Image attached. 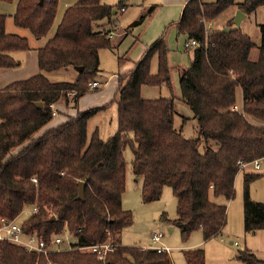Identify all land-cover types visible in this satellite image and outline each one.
Masks as SVG:
<instances>
[{"label":"trees","instance_id":"1","mask_svg":"<svg viewBox=\"0 0 264 264\" xmlns=\"http://www.w3.org/2000/svg\"><path fill=\"white\" fill-rule=\"evenodd\" d=\"M59 1L17 0L13 22L41 39L53 25ZM232 6L249 16L264 8V0H187L172 24L187 40L184 51L190 63L178 70V98L192 113L196 137L187 138L174 126L177 98L141 97L142 86L171 88L169 49L161 36L131 71L118 77L117 131L105 140L96 130L88 138L87 124L106 106L77 110L61 124L44 129L56 114L55 105L75 106L80 97L98 90L89 83L100 73L99 51L117 48L108 30L93 27L113 19L115 6L101 0H77L65 9L54 34L37 48L38 72L0 88V227L27 210L19 223L24 235L36 234L49 241L67 233L72 246L35 254L1 240L0 264H173L168 252L118 241V234L132 222L131 212L122 206L123 152L128 145L132 173L142 178V201L159 200L164 186L171 188L176 199V217L168 219L163 212L162 222L177 227L183 240L198 230L203 240L222 232L226 205L212 199L233 198L240 163L264 159V23L259 26L255 60L250 52L256 44L232 19L221 28L205 27ZM154 10L155 6L150 7L131 26ZM5 20L0 13V69H16L21 63L13 53L29 51L30 46L26 37L6 32ZM154 57L157 69L151 73ZM76 67L83 70L76 71L73 81L49 79L52 73ZM237 89L241 107L234 109ZM261 176L243 174L246 234L264 229V204L249 197L250 184ZM79 182L84 183L82 200L77 199ZM104 243L113 246L103 259L79 249ZM182 254L185 264H206L201 247ZM236 258L244 264H264L248 249L239 251Z\"/></svg>","mask_w":264,"mask_h":264},{"label":"rangeland","instance_id":"2","mask_svg":"<svg viewBox=\"0 0 264 264\" xmlns=\"http://www.w3.org/2000/svg\"><path fill=\"white\" fill-rule=\"evenodd\" d=\"M70 0H60L56 12V16L53 25L46 35L51 37L56 27L58 26L63 12L70 6ZM147 0H126L127 10L125 13H121L120 16H116V23L122 29L127 27V21L130 20L133 13L145 4ZM206 2H213L215 0H204ZM243 0H235L236 3H240ZM17 0H12L11 3H5L0 1V13L6 15L5 30L8 33L18 34L26 37L32 42H38L39 39L34 38L26 28L18 27L14 24L12 15L15 10ZM117 0H112L111 4H116ZM237 9L234 6L229 7L224 11L218 18L210 21L211 28H221L232 19L234 20ZM153 14V13H152ZM151 14V15H152ZM150 16V15H149ZM94 24V30L102 28L100 23ZM264 23V8L259 7L254 13L246 16L240 23V29L246 33L256 46L250 52V58L255 60L258 55V46L260 44V29L259 26ZM107 29V28H106ZM45 36V37H46ZM177 39V41L175 40ZM111 39V38H110ZM29 46L30 45V41ZM112 42L116 43L114 39ZM185 38L174 37V44L171 45L168 55V61L171 65V88L166 85L161 87L155 86H142L141 97L146 99H156L158 97H170L173 96L175 99V108L177 113L174 116V126L177 129H181L183 135L187 138L196 137V124L195 120H192V113L190 109L179 100L180 88L178 84V70L187 68L190 63V57L187 52L184 51L183 45L186 43ZM120 46V45H119ZM31 49V48H30ZM31 51V52H30ZM128 51L127 55L130 60L134 61L135 51L130 46L125 49L124 46H120L115 50L101 49L99 52V68L100 73L96 78L99 81L107 79V83L98 87L95 92H89L82 97L78 102L79 110H86L93 107L106 106L104 109L99 110L93 117L90 118L87 124V135L88 138L93 133V130L97 131L101 139L105 140L113 136L117 129V80L113 77L114 73L120 71V66L117 65V57H122L123 54ZM30 59L32 50L26 51ZM25 52H23L24 54ZM139 53V49H138ZM22 67L25 64V58L20 60ZM31 64V63H30ZM29 64V66H30ZM157 69L156 57L151 61L150 71L155 73ZM72 68L69 70H60L54 74L49 75L51 81H73L75 79V72ZM74 78V79H73ZM100 83V82H99ZM237 107H241V90L236 91ZM108 105H107V104ZM62 116L66 117L69 113L73 112L68 109L62 102ZM105 104V105H103ZM65 109H64V108ZM186 117L185 120H183ZM132 138L133 135L130 134ZM200 152H203L202 146H199ZM124 159L126 162V178L125 184L126 189L122 196V206L131 212V224L124 228L118 234V241L122 245L127 246H146L150 243V235L152 232H160L162 238L157 243L158 246L169 250L168 253L173 264H185L184 257L182 254L183 250L201 247L203 249L206 259V264H244L236 258L239 251L248 249L253 252L258 258L264 260V229L256 230L252 233L246 234L244 231V214H243V174L244 173H259L262 176L250 184L249 197L252 201L260 202L264 204V159L259 160V167L256 169L254 165H246L238 171L234 181V196L229 201H226L222 197L212 199L215 202H219L226 205V225L222 232L218 236L211 237L210 239L203 240L202 233L200 230L194 231L186 240H183L180 235V230L174 225L166 222H162L159 218L160 214L165 212L168 219H174L176 217V199L172 194V190L168 186H164L162 194L159 200L144 203L141 199V186L142 178L134 176L131 168L132 161V149L131 146H126L123 152ZM249 164V163H248ZM28 211L25 210L16 219L17 223H20L26 216ZM68 236L67 233H62L61 238L63 240ZM70 240H72L70 238ZM66 248V245L61 246Z\"/></svg>","mask_w":264,"mask_h":264},{"label":"crops","instance_id":"3","mask_svg":"<svg viewBox=\"0 0 264 264\" xmlns=\"http://www.w3.org/2000/svg\"><path fill=\"white\" fill-rule=\"evenodd\" d=\"M77 0H70L69 2L74 4ZM187 0H147L145 4H142L141 7L138 10H136L130 20L127 21V27L124 29L120 28L118 24L116 23L117 19H115L116 16H120L121 13H125L127 10L126 0H117L116 4H111L112 0H101V3L109 5V6H115L117 9L114 11L113 15L114 18L111 20H103L100 25L102 28H99L98 30H108L109 33L112 34L111 39H114L116 41V44L118 47L124 46L125 49L128 47H132L135 51L134 61L128 62L130 60L128 58V51H126L123 56L122 60H119L117 57V65L120 66V71L117 73H114L113 77L117 80L119 76L128 73L131 71L136 63L140 60L142 54L144 53L145 49L153 43L155 40H157L159 37L163 36L164 42L167 46V48L170 50L171 45L174 43V37L179 36L181 38L186 37L184 35H179L176 33L175 28L172 26L173 23H175L184 7V4ZM152 6H155V10L152 15L146 16L142 22L135 26H131V24L138 20L142 15L146 14L148 9ZM68 7V6H67ZM124 8V10H122ZM107 28V29H106ZM49 37H43L39 39L38 42H32L30 41V47L34 53H31V57L29 59L28 53L23 52H16L13 53L14 58L21 60L24 56L25 58V64L16 69H0V88L5 86L6 84L16 81V80H22L26 79L38 72V66H37V48L43 46L45 42L47 41ZM177 41V39L175 38ZM120 45V46H119ZM185 45V43H184ZM183 45V48H184ZM139 49V53H138ZM31 52V51H30ZM100 52V51H99ZM31 63V64H30ZM30 64V66H29ZM100 66V65H99ZM69 70V69H64ZM74 70V69H73ZM60 71V70H59ZM58 72V71H57ZM74 77L76 78L77 73L76 70ZM101 72V71H100ZM54 74V73H52ZM74 79V78H73ZM97 82L103 83L105 85L107 83V79L104 81H99L98 78H96ZM87 94V93H86ZM85 94V95H86ZM84 97V95L82 96ZM80 97L74 106L73 104H68V109L73 111L69 113L67 116L74 115L77 110H79L78 102L82 98ZM70 98V96H69ZM107 104V103H106ZM105 105V104H103ZM108 105V104H107ZM64 108V107H63ZM54 109L56 113L62 114V105L59 103L54 106ZM65 109V108H64ZM61 114H55L54 118L44 129H48L51 127H55L62 122L65 121L66 117L62 116ZM88 127V126H87ZM117 129V124H116ZM94 132V130H93ZM264 232V231H263ZM151 237V235H150ZM151 241V238H150ZM121 244V242H120ZM150 245V243L148 244ZM147 245V246H148ZM143 248H146V246H142Z\"/></svg>","mask_w":264,"mask_h":264},{"label":"built area","instance_id":"4","mask_svg":"<svg viewBox=\"0 0 264 264\" xmlns=\"http://www.w3.org/2000/svg\"><path fill=\"white\" fill-rule=\"evenodd\" d=\"M124 10V8H122ZM205 27L207 30L211 28L210 22L205 23ZM112 34L109 33L108 37L111 38ZM188 44L195 45V41H190ZM101 83L97 81H92L89 83L90 88L99 87ZM234 109H237V106L234 107ZM258 160H255L251 163H240V168L246 166V165H254V168H258ZM151 244L148 245L146 248L155 249L157 252H168L169 250L164 249L157 245L159 241L162 238V234L160 232H152L151 233ZM5 240L8 242H11L15 245L21 246L24 248V250L28 252H32L35 254H46L50 250L55 251H62L65 249H70L72 246V242L70 240V235L66 237L65 240L61 238V235H57L55 237H52L49 241H46L42 237L31 234V235H24L21 231L20 224L16 221L12 222H2V225L0 227V241ZM66 245V248H62L61 246ZM113 245L109 243H104L100 245H91L86 247H79L81 250H88L90 252H94L97 254V257L99 259H103L104 255L107 251L111 250V247Z\"/></svg>","mask_w":264,"mask_h":264},{"label":"water","instance_id":"5","mask_svg":"<svg viewBox=\"0 0 264 264\" xmlns=\"http://www.w3.org/2000/svg\"><path fill=\"white\" fill-rule=\"evenodd\" d=\"M43 0H40V2H42ZM114 13V12H113ZM246 17V14L243 13L242 11L238 10L236 13V16L233 20V24L235 25V27L239 28L240 27V23L242 21L243 18ZM225 31H228V29H224ZM74 70H76L77 72H80L83 70V68L81 67H76L74 68ZM41 103H37L38 107H41ZM79 188H78V196L77 199L82 200L83 199V187H84V183L83 182H79Z\"/></svg>","mask_w":264,"mask_h":264}]
</instances>
